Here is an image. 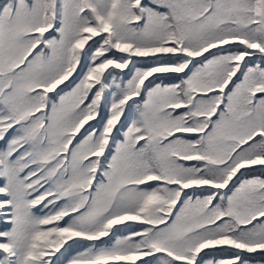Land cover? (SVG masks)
I'll return each mask as SVG.
<instances>
[{
  "label": "snow or ice",
  "instance_id": "obj_1",
  "mask_svg": "<svg viewBox=\"0 0 264 264\" xmlns=\"http://www.w3.org/2000/svg\"><path fill=\"white\" fill-rule=\"evenodd\" d=\"M0 264H264V0H0Z\"/></svg>",
  "mask_w": 264,
  "mask_h": 264
}]
</instances>
